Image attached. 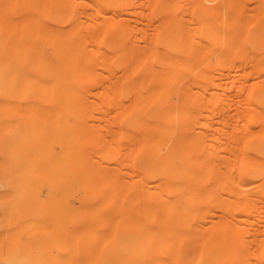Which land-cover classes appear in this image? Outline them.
I'll return each mask as SVG.
<instances>
[{"label":"bare ground","instance_id":"6f19581e","mask_svg":"<svg viewBox=\"0 0 264 264\" xmlns=\"http://www.w3.org/2000/svg\"><path fill=\"white\" fill-rule=\"evenodd\" d=\"M93 1L123 69V264H264V0Z\"/></svg>","mask_w":264,"mask_h":264},{"label":"rangeland","instance_id":"374dc122","mask_svg":"<svg viewBox=\"0 0 264 264\" xmlns=\"http://www.w3.org/2000/svg\"><path fill=\"white\" fill-rule=\"evenodd\" d=\"M64 1L0 0V264H123V69L96 1L70 23ZM82 123L108 150L80 147Z\"/></svg>","mask_w":264,"mask_h":264}]
</instances>
